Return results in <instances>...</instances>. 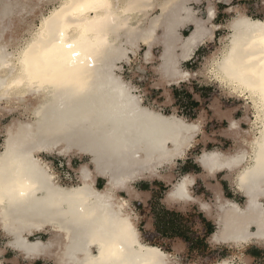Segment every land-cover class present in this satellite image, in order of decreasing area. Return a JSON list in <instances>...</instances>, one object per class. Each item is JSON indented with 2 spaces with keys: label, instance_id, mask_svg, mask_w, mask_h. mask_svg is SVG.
<instances>
[{
  "label": "bare ground",
  "instance_id": "1",
  "mask_svg": "<svg viewBox=\"0 0 264 264\" xmlns=\"http://www.w3.org/2000/svg\"><path fill=\"white\" fill-rule=\"evenodd\" d=\"M21 1H0V106L7 100L20 107L0 153V229L9 237L7 247L28 264L40 258L54 264H179L143 238L131 207L133 199L148 198L134 183L154 178L170 184L165 203L197 202L215 221L210 243L264 246V20L239 11L221 38L223 47L206 62L246 108L238 120L213 106L218 118L228 119L223 134L236 147L197 158L204 179L224 174L245 203L227 198L218 181L209 184L213 200L207 203L192 194L195 175L174 181L169 171L202 133L200 120L146 105L115 70L141 46L146 63L160 48L154 67L159 85L188 80L195 74L181 70V63L213 40L220 28L213 23L215 10L209 6L203 20L189 5L199 0H26L41 13L33 29L25 17L18 24L12 19L26 11ZM55 1L58 6L43 14ZM188 25L192 30L183 36ZM41 154L88 157L79 184H61ZM98 178L106 182L102 189ZM36 233L50 236L31 241ZM215 264L235 263L224 258Z\"/></svg>",
  "mask_w": 264,
  "mask_h": 264
},
{
  "label": "rangeland",
  "instance_id": "2",
  "mask_svg": "<svg viewBox=\"0 0 264 264\" xmlns=\"http://www.w3.org/2000/svg\"><path fill=\"white\" fill-rule=\"evenodd\" d=\"M21 3L25 5L26 0H22ZM26 5V11L20 17L17 15L12 19L15 24H18L20 18L25 17L29 23H32L33 29H36L41 22V13L34 14L33 6ZM189 5L196 12V16L198 15L197 17L203 20H207L208 8L211 6L216 13L213 23L220 27L214 31L213 40L202 44L190 61L181 63V70L190 72L192 75L195 74L194 76H190L188 80L177 85L167 87L159 85L160 77L154 71V67L159 64L158 57L161 54V49H154L153 62L146 63L144 54L147 48L145 46H141L136 54L129 53V59L120 61L118 63L120 70H115V72L134 86L135 93L144 98L146 105L161 110L168 116L175 113L189 122L200 120L202 133L196 135L186 156L180 158L175 166L169 169L174 175V181L185 175H195L196 182L192 188V194L207 203L213 200L209 184H215L218 181L227 198L243 205L245 198L235 191L236 188L231 180H226L222 173L215 178L204 179L203 169L197 162V158L204 151L230 152L236 147V142L223 134L229 127L228 119L218 118L213 106L216 105L221 113H231L238 120L244 117L246 109L243 101H240L235 95H231L229 90L222 87L212 76L210 66L206 65V62L211 54L223 47L221 38L229 33L227 25L239 11H243L253 19L264 20V0H199L191 2ZM56 6H58L56 1L48 3L42 9L43 14L48 15L50 10ZM191 30L192 27L188 25L181 29L180 33L183 36H188ZM15 37H20V34ZM29 37L28 34L22 36L24 41ZM9 50L12 51V47H9ZM1 107L3 110L0 112V153L3 151L6 128L11 126L14 121L20 120V107L16 104L12 105L7 100H2ZM253 116L251 114V117ZM242 126L243 130L250 129V125L247 123H242ZM41 155L50 164L60 183L69 186L79 184V168L89 160L88 157L65 158L54 154ZM161 171L169 173L164 169ZM105 184L104 179H97V187L102 189ZM134 186L140 192L148 194L146 202L140 199L131 201V207L138 218L137 224L143 238L148 243L170 252L179 264H215L224 258H230L235 264H264V246L257 243L248 244L243 248L210 243L211 234L209 231L214 233L217 230L215 221L202 212L200 204L197 202L188 203L182 207L165 203L163 199L169 191L170 184L164 180L159 178L141 179L135 182ZM120 195L127 197L123 192ZM49 236L47 233H36L29 239L34 241L39 238L42 241H47ZM183 236L189 238L190 241L186 242ZM200 240L204 243L198 242ZM8 241L9 237L4 235L0 229L1 263L28 264L29 261L27 262L11 247H7ZM240 252L242 255H239ZM34 264H54V262L53 260H39Z\"/></svg>",
  "mask_w": 264,
  "mask_h": 264
},
{
  "label": "trees",
  "instance_id": "3",
  "mask_svg": "<svg viewBox=\"0 0 264 264\" xmlns=\"http://www.w3.org/2000/svg\"><path fill=\"white\" fill-rule=\"evenodd\" d=\"M209 233L210 234H212V231H209ZM183 239L187 242H189L190 240H189V238H187V237H185V236H183ZM198 242H200L201 244H203L204 243V241H202V240H200V241H198Z\"/></svg>",
  "mask_w": 264,
  "mask_h": 264
},
{
  "label": "crops",
  "instance_id": "4",
  "mask_svg": "<svg viewBox=\"0 0 264 264\" xmlns=\"http://www.w3.org/2000/svg\"><path fill=\"white\" fill-rule=\"evenodd\" d=\"M221 188H222V186H221ZM222 190H223V188H222ZM224 192V191H223ZM25 259V258H24ZM41 259V258H40ZM40 259H37V260H35L34 261V263L36 262V261H39ZM27 262H28V260L27 259H25ZM41 260H45V259H41Z\"/></svg>",
  "mask_w": 264,
  "mask_h": 264
}]
</instances>
